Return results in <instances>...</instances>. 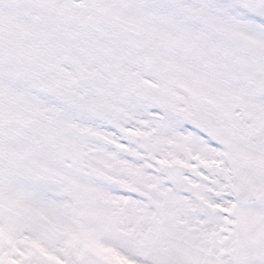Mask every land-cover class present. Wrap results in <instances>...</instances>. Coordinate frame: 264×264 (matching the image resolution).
<instances>
[{
  "label": "snow or ice",
  "instance_id": "1",
  "mask_svg": "<svg viewBox=\"0 0 264 264\" xmlns=\"http://www.w3.org/2000/svg\"><path fill=\"white\" fill-rule=\"evenodd\" d=\"M0 264H264V0H0Z\"/></svg>",
  "mask_w": 264,
  "mask_h": 264
}]
</instances>
